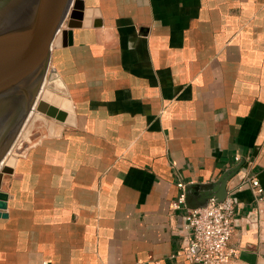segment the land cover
I'll return each mask as SVG.
<instances>
[{
    "label": "crops",
    "instance_id": "obj_1",
    "mask_svg": "<svg viewBox=\"0 0 264 264\" xmlns=\"http://www.w3.org/2000/svg\"><path fill=\"white\" fill-rule=\"evenodd\" d=\"M74 1L45 97L68 115L42 114L2 176L0 264H190L180 195L235 156L232 264H264V214L238 188L248 171L264 189V0H80L62 45Z\"/></svg>",
    "mask_w": 264,
    "mask_h": 264
},
{
    "label": "water",
    "instance_id": "obj_2",
    "mask_svg": "<svg viewBox=\"0 0 264 264\" xmlns=\"http://www.w3.org/2000/svg\"><path fill=\"white\" fill-rule=\"evenodd\" d=\"M69 0H0V163L9 153L14 137L18 134L30 109L36 104L40 114L59 120L67 112L44 98L38 99L45 69L50 59L53 39L66 12ZM80 0H75L67 27L61 31V44L70 41L72 27L80 25L82 12ZM69 36V38H66ZM49 91L50 88H47ZM53 92V91H51ZM65 108V107H64ZM12 117L10 123L5 120ZM5 133V134H2ZM2 134V135H1ZM14 162V157L9 156ZM243 161L224 170L220 176L206 183H187L184 202L189 209L203 207L208 198L221 201L227 195L226 183L241 168ZM0 169V185L4 173ZM4 194L0 192V207Z\"/></svg>",
    "mask_w": 264,
    "mask_h": 264
},
{
    "label": "built area",
    "instance_id": "obj_3",
    "mask_svg": "<svg viewBox=\"0 0 264 264\" xmlns=\"http://www.w3.org/2000/svg\"><path fill=\"white\" fill-rule=\"evenodd\" d=\"M234 159L241 161L239 156ZM244 186L250 188L254 201L248 218L259 227L264 214V189L257 176L248 171L239 177L238 188ZM184 193L180 195L183 202ZM234 209V197L230 192L221 201L211 197L205 206L189 209L191 241L180 246V255L190 264H232L236 252L229 248L228 242L235 231Z\"/></svg>",
    "mask_w": 264,
    "mask_h": 264
},
{
    "label": "rangeland",
    "instance_id": "obj_4",
    "mask_svg": "<svg viewBox=\"0 0 264 264\" xmlns=\"http://www.w3.org/2000/svg\"><path fill=\"white\" fill-rule=\"evenodd\" d=\"M71 2V1H70ZM49 67V65H48ZM48 70L45 72V79L46 82L44 83V86L42 89H40L39 91V95H38V99H40L41 97L44 99H48V97H52L55 98V100H59L60 95L57 93H55L53 90H51V88H55L57 90H60V86L57 84V80H56V76L54 74V71L47 68ZM51 73V74H50ZM47 75V76H46ZM50 88L51 91H49L47 88ZM46 97V98H45ZM61 99V98H60ZM37 104V103H36ZM33 105L32 109L35 107V105ZM31 109V110H32ZM30 115V114H29ZM28 115L27 119L24 122L23 127L20 129L19 133L16 134V136L14 137V140L12 142V145L10 146L9 152L10 155L12 157H15L18 153H20L28 144L32 143L35 140L36 137V131L34 130L36 124L38 123L37 121H42L46 119V116L37 113L33 116V119H31L28 122V119L30 118V116ZM12 117H8V119L5 120V123L8 124L10 123ZM5 125L4 128L3 126L0 128V130H2V132H5ZM5 134V133H2ZM1 134V135H2ZM20 134V135H19ZM14 146V147H13Z\"/></svg>",
    "mask_w": 264,
    "mask_h": 264
},
{
    "label": "bare ground",
    "instance_id": "obj_5",
    "mask_svg": "<svg viewBox=\"0 0 264 264\" xmlns=\"http://www.w3.org/2000/svg\"><path fill=\"white\" fill-rule=\"evenodd\" d=\"M70 1L71 0H69L68 2H67V5L69 6V4H70ZM68 6L66 7V12H67V9H68ZM66 12H65V14H66ZM65 14H64V16H65ZM64 16H63V18H64ZM63 18H62V20H63ZM62 22V21H61ZM60 24H62V23H60ZM60 26V25H59ZM58 29H59V27H58ZM58 31V30H57ZM57 33V32H56ZM56 35V34H55ZM54 40V39H53ZM48 65H49V62H48V64H47V66H46V71L48 70L47 68H49L50 69V67H48ZM52 70V69H51ZM45 71V72H46ZM51 74V73H50ZM47 76V75H46ZM46 82V79H45V77H44V79L42 80V83L43 84H41L42 86H40L41 87V89L43 88V86H44V83ZM40 91V90H39ZM33 107V106H32ZM32 109V108H31ZM31 109H30V111H31ZM30 111H29V114H30ZM28 114V115H29ZM28 115H27V117H28ZM27 117H26V119H27ZM25 119V120H26ZM25 120H24V122H25ZM24 122H23V124H22V126H21V128L23 127V125H24ZM20 128V129H21ZM20 131V130H19ZM19 133V132H18ZM20 135V134H19ZM14 147V146H13ZM11 150V149H10ZM9 155H10V152L9 153H7L6 154V156L2 159V161H1V163H0V169H9V168H11V166H12V160H10L9 159Z\"/></svg>",
    "mask_w": 264,
    "mask_h": 264
}]
</instances>
